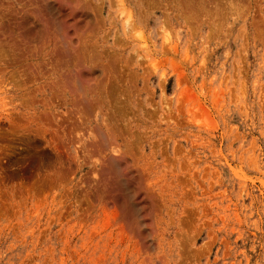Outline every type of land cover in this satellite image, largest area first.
<instances>
[{
	"label": "rangeland",
	"instance_id": "1",
	"mask_svg": "<svg viewBox=\"0 0 264 264\" xmlns=\"http://www.w3.org/2000/svg\"><path fill=\"white\" fill-rule=\"evenodd\" d=\"M40 1L0 0V264H264V9L240 23L244 38L237 23L213 41L206 69L193 65L181 84L171 81L168 98L183 114L142 144H156L153 173L143 176L125 160L136 147L132 132L106 119L130 125L132 103L123 93L115 97L124 103H113L108 78L95 88L100 74L92 80L80 66L88 54L54 48L49 4L73 39L78 1ZM85 20L80 27L93 21ZM69 59L95 88L88 118L70 93Z\"/></svg>",
	"mask_w": 264,
	"mask_h": 264
},
{
	"label": "bare ground",
	"instance_id": "2",
	"mask_svg": "<svg viewBox=\"0 0 264 264\" xmlns=\"http://www.w3.org/2000/svg\"><path fill=\"white\" fill-rule=\"evenodd\" d=\"M77 1L79 5L78 8L76 7V9L81 11L80 13L79 12L77 13L80 14L79 18L82 21L79 19V21L81 22L77 23V29H75L76 34L73 38L75 39L76 37L75 41L67 37V35H69L68 33L67 34L61 33L64 31H61L59 19L55 18L57 9L54 3H56V1L52 4L48 3L51 9L50 12H52L54 16L52 22L53 24H56V26L52 28L53 29L52 40H53L54 48L55 50L59 49L62 52H67L68 54L70 50L78 51L75 52V54H78L80 52L81 56L83 54L85 57L87 56L86 54H88L89 58L86 59L85 64L82 63L84 62V59H82L83 56L82 58L81 56L79 57L82 59L81 60L82 62L80 61L81 63L80 66L82 67L83 65V67H85L83 69L87 70L88 72L87 74L91 76L90 78L94 80L92 77L96 76L97 73L100 74L101 80L102 79L106 80L108 78L110 81V85L113 83V87H112L113 90L111 88H110L111 90L109 91L106 90L108 92V93L106 92V94L108 95L111 92V95H114L113 97L116 96L117 99L119 100V98L122 95L121 93H123V97H125V102L127 103L128 101L129 103H132L133 108L132 107L128 108L130 109V113L128 114V118L130 119V125H124L123 127H121L123 123L118 124L116 120L112 118L113 116L111 117V114L106 115V119H108L107 118L108 116L109 120L111 121V123L114 124L116 129L123 128L125 133L132 132L134 136V141L136 143V147L134 148V150H132L127 154L131 161L129 159H125V158L124 159L127 162L129 161L130 163L133 164V168L136 169L135 171L137 173L141 172L143 176L151 175L150 173L153 171L154 168L153 166L154 163L152 162L151 159L155 157L153 154L155 153L154 151H156L155 150L156 144L154 142H151L148 144V146L143 145V147L142 144L144 142L146 143L147 140H150V135L155 132V129L163 126L165 123L170 122V120H172V118L175 117L174 114L177 112V110L180 114L182 113V110L179 108L180 104H178L177 105L178 108H176L175 107L176 105L174 106L172 100L168 98V90L171 81L175 80V83L179 85L178 83L183 82L182 79L184 78V74H183V78L181 74L183 73V70L185 71V69H188L193 65L198 64L199 70L201 71L206 69L209 64V60L211 58L210 50L213 41L222 38L227 39L228 34L232 33L233 25L237 23L240 25V27L238 28V37L244 38L247 34V28L246 25H242L240 23L247 22L248 20L250 21L251 18L252 19L256 18V16L258 15L256 12L258 11L259 13L262 12L264 8L262 6H259L261 0H197V1L196 0H150V1L148 0L147 1L146 0H77ZM67 3L65 2V4ZM255 7H258V10L256 9L257 11H254ZM88 17H91L93 21L90 22V24L88 23L86 27L84 26L85 28L83 26L80 27V24L82 25V23L85 22L86 21L85 19H87ZM77 18L76 20L78 21ZM240 49H242V47ZM66 54H65L66 57H70L68 56V54L67 55ZM58 60L60 61L59 58ZM72 61H70L69 59V61L65 62L68 63L67 67L71 69L70 70L71 76L74 77V84L76 86L75 88L71 87L73 89L70 90V93L71 91L73 92L71 94H73V96L76 99L75 103L79 101V103L82 106L81 111L80 108L78 107L79 108L78 113L81 112L82 114H85L84 115L85 117L86 115H89V113L93 109L96 108L95 102L94 105L93 104L91 106L89 105L90 109L87 107V104H90L88 103V101L90 100V95L92 94V92L93 93L95 92L91 90L95 88H99L100 91L101 85L99 84H102L103 87V80L102 82L99 80V82L101 83L98 82L97 87L94 88L93 86L92 89L91 87L90 89H87L89 87L88 86L86 87L84 85L86 81L83 80L84 81L83 83L82 71L79 70L78 68L80 67L78 64L79 62L76 63V65L77 64L78 65L75 66L72 65L73 63ZM84 70L83 73L85 72ZM69 73H68V77L70 75ZM98 77L99 75L97 74V78ZM83 78L85 77L83 76ZM117 82L124 83L123 85H125L126 83L127 86L122 85L126 89L123 88V90L121 91L119 86L117 85ZM155 83L157 84V87L153 88L152 85ZM86 84L88 85L87 82ZM187 84L189 83L187 82ZM92 85H94V83L90 84V86ZM98 85L100 87H98ZM71 86H72V82H71ZM111 86H109L108 84L107 87H111ZM67 87L69 86L67 85ZM158 91H159V97L157 96ZM101 93L104 94V92ZM99 96L101 95L99 94ZM116 97L113 98V100L115 99L114 101L110 97L113 103L116 102L114 104H117V102L118 104L124 103L123 99L117 101ZM178 98H182V97H178ZM77 99L79 100L77 101ZM102 99L103 98L101 97V100ZM182 99H184V97ZM101 100L96 99L95 101H101ZM77 106L80 105L77 104L75 107ZM93 106H95V108ZM85 108H87L86 110H89V112L85 111ZM179 109L181 110V112L179 111ZM95 110H97V108ZM95 110L92 111L94 114H95ZM190 112H193L192 113L193 116L196 113L194 110L189 111V113ZM93 113H91V115ZM201 113L206 114V112L205 111L203 112L202 109H201ZM201 113H198L199 115H196L197 114L196 113L194 118L196 119L197 116H199L198 118H200ZM91 115L89 116V121L88 119H85L88 117H85L84 120L88 121L91 125L97 123L99 124L98 127H100V123L98 121L99 119L96 118V120H93L94 121L93 123V121L91 120ZM202 116L204 117L205 115L203 114ZM138 117L145 119V121H148L146 128H141L138 124H136L138 122ZM205 117H207V114ZM175 119L173 120L175 121ZM201 119L202 117L199 120L201 121ZM204 119L205 118H203L202 120L204 121ZM180 121H182V119ZM104 123H106L105 120ZM137 125L139 127H137ZM104 126L106 127L107 124ZM98 127L97 130H102L101 127L99 129ZM113 141L114 142L120 141L121 143L122 141L124 142V140L121 141L119 139H113ZM114 142L111 143L115 145L116 142L115 143ZM119 147L122 146L119 145ZM149 153L152 154L153 157L150 158L148 156ZM117 158L118 159L121 158V155ZM117 158H114V156L112 157L110 156L109 162L112 161V163H114L115 166H118L117 163L120 160H118ZM129 162L127 163V165L130 164ZM175 162L173 158L171 160L170 159L166 160L164 166L165 169L173 168ZM112 163L110 162L111 165ZM115 169H117V167H115ZM175 171L176 170L174 169L173 172ZM121 172L124 171L122 170ZM136 172L134 173V175L136 174ZM141 173L139 174L141 175ZM148 186L149 184L146 186V188ZM183 258L185 260V257Z\"/></svg>",
	"mask_w": 264,
	"mask_h": 264
}]
</instances>
